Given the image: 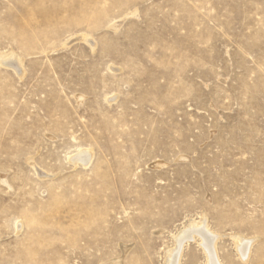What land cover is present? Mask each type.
I'll return each mask as SVG.
<instances>
[{
    "label": "rangeland",
    "instance_id": "rangeland-1",
    "mask_svg": "<svg viewBox=\"0 0 264 264\" xmlns=\"http://www.w3.org/2000/svg\"><path fill=\"white\" fill-rule=\"evenodd\" d=\"M12 56L0 264H264V0H0Z\"/></svg>",
    "mask_w": 264,
    "mask_h": 264
},
{
    "label": "bare ground",
    "instance_id": "bare-ground-1",
    "mask_svg": "<svg viewBox=\"0 0 264 264\" xmlns=\"http://www.w3.org/2000/svg\"><path fill=\"white\" fill-rule=\"evenodd\" d=\"M0 63L5 66L13 65L16 69L20 66L19 59L16 56H12L6 59H0ZM79 152L80 154L78 156L76 155V157L87 164V162H89L90 160L89 152H82V150ZM197 238H199V245L205 253L206 264H223L218 253L219 251H217V240L219 238V235L216 234L214 230H211L206 218L198 222L193 220L187 228L181 230V232L175 238V248L171 249L166 257V264H181L184 246ZM234 240L239 255H241L244 260H247L250 255V251H252L251 246L254 240H251L249 238L245 239V237L242 236H235Z\"/></svg>",
    "mask_w": 264,
    "mask_h": 264
}]
</instances>
